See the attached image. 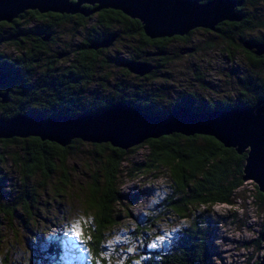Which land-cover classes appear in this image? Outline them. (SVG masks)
I'll use <instances>...</instances> for the list:
<instances>
[{
  "label": "trees",
  "instance_id": "obj_1",
  "mask_svg": "<svg viewBox=\"0 0 264 264\" xmlns=\"http://www.w3.org/2000/svg\"><path fill=\"white\" fill-rule=\"evenodd\" d=\"M239 1V4L234 7V10L241 15L238 20H221L215 23L212 29H204L212 30L215 35L220 37L224 36L227 43L235 42L233 34H236V43L239 46H242L243 41L264 45V34L255 37L250 36L249 38L243 36L247 31L264 26V17L251 14L244 6L250 7L264 0ZM85 6L91 7L89 5ZM17 15V18L12 17L9 20V28L3 25L0 26V44L5 43L6 46L12 47L13 44H16L15 38H18V34L20 36L23 34L24 37H30L34 33H37L40 37L48 34V38L51 35L66 38L65 45L68 47L80 49L86 53L87 50L98 48L99 54H101L102 49L104 51L108 49V45L116 42L118 37L128 36L133 38L136 42L132 45V52L129 57L118 59L124 69L123 73L130 75V80L113 83L109 93L101 96L100 104L96 106H92L88 102L91 98L90 95H84L83 105L72 108L71 105L76 101L70 89L61 96L65 99L60 114H52L48 110L41 109L39 103H44L45 99L50 101V97H47L46 90L41 89V84H39L30 91V99L26 100L23 107L19 106L12 111L11 109L1 110L0 118H9L16 113L34 114L43 117L92 113L103 110L114 102L126 103L127 106H138L145 113L164 116L170 110L182 107L189 108L194 112L215 109L232 110L239 106L251 105L255 100L264 96L263 68V74H257L256 78L249 73L238 77V84L241 85V88L233 98L208 99L207 96L202 98L195 90H190L189 92H180L163 101L159 100L161 94L150 85L151 83H145V80L153 76L158 70V63H152L148 54L163 53L166 47L165 43L170 38H185V34L191 33L195 27L181 35L173 34L150 38L143 33L138 19L131 18L119 9L114 8H101L86 15L78 12H38L35 9H25ZM27 15L29 16L27 17ZM89 19H93V21L85 27ZM30 20L32 23H30ZM63 26L66 27L62 28ZM106 39H110L106 45L93 46ZM149 43L154 48L153 50L146 49ZM246 51L249 53L248 60L250 66L253 67V71H257L258 66H264V50L260 54H254L253 47L246 49ZM0 54L5 56L4 52ZM109 57L112 56L108 53H103L101 59L100 57H97L98 59L94 57L96 63L83 65V71L85 73L95 72L100 61H107ZM129 60L144 61L153 65V67L143 74L132 73L123 64ZM6 64L8 65L7 70L11 69L12 74L18 75L17 69L19 67L16 62L15 67L13 65L9 66L7 61ZM196 78L204 83V77L196 76ZM131 79L136 81L133 82ZM26 81L27 78H24L21 83ZM52 99L58 100L55 97ZM82 144H87V147H85L86 152L89 154L88 156L95 160L96 165L91 168L90 172H87L90 177L87 184L79 188L75 194L71 193V195L83 207H87L93 213L92 220L85 228L86 238L83 240L91 253L89 260L94 263L101 260L103 262L101 264H109L106 257L102 255L101 241L107 237L110 229L121 221L122 216H131L128 210L127 213L123 214L118 208H114L115 205L123 203V199L127 196L118 187L117 180L119 174H121V163L128 153H132L139 148H144L146 151L143 159L131 167L133 173L140 170L153 172L155 170H165L170 178V191L161 200L155 202L157 205L155 209H151L148 214H144L142 222H137L134 225L135 229L139 230L140 237L143 233H147L160 219L172 215L177 217H188L190 214L196 215L194 210L202 205L207 207L218 202L231 203L234 191L243 182L241 167L245 152L237 153L234 148L224 146L208 134L196 132L183 134L171 131L158 136L146 137L140 142L125 148L112 145L108 141H86L79 137H72L64 145H59L52 140L40 139L34 135L0 138V163L6 159L3 152L4 148L16 146L18 149V152L10 150L8 154L10 164L17 169L16 182L7 183L5 174L0 173V223L2 218H7V228L13 230L9 222L15 218V215L18 216L20 223L22 222L20 228L25 229L30 242L33 243L31 264H61L62 261L66 263V257L76 254L73 243L60 236L62 232L59 230L54 231V233L46 232L37 235L36 228L32 227L31 223L33 222L31 221H36L33 215L38 216L35 212L39 210L33 204L35 190L30 182V177L37 171L43 181L50 177L49 175L55 170L56 166H59L61 168L59 169V178L54 189L53 186L52 189L56 193H63L68 190L69 179L65 173L67 172L65 160L68 155L82 149ZM130 171L128 168L125 173L130 174ZM44 185L42 183L38 186L44 188ZM255 192V197L258 196V198L264 200V193L258 191L256 185ZM129 201L130 203L134 202L133 200ZM27 218L30 222H27ZM207 219L203 214L200 218L196 216L188 229L183 228L180 230L175 245L169 249L147 247L146 241L142 238V243L137 244L139 246H136L131 253L133 259L126 264H212L208 254L212 244L210 231V224L212 223ZM263 232L264 228L260 230L259 238ZM25 239L27 238L25 237ZM1 240H3V237L0 229V243ZM119 255L118 253L116 257L119 258ZM257 259L258 257L251 262L246 261L245 264H251ZM70 261H74V259L72 258ZM117 262L118 260L115 259L114 264Z\"/></svg>",
  "mask_w": 264,
  "mask_h": 264
},
{
  "label": "rangeland",
  "instance_id": "obj_2",
  "mask_svg": "<svg viewBox=\"0 0 264 264\" xmlns=\"http://www.w3.org/2000/svg\"><path fill=\"white\" fill-rule=\"evenodd\" d=\"M244 7L251 14L264 17V1ZM92 21L93 19H89L85 27ZM206 30L195 27L187 42L178 39L170 40L165 43L166 47L163 53L148 54L152 63H158V70L145 80V83H151L150 85L161 94L159 100L163 101L180 92H189L190 90H195L202 98H204L203 96H207L208 99L233 98L241 88V85L238 84V77L249 73L256 78L257 74H263L264 66H258L257 71L252 70L253 67L250 66L248 60L249 53L243 46L236 43V34H233L235 42L227 43L224 36L220 37L215 35L212 30ZM260 34H264V26L247 31L243 36L249 38ZM15 41L17 42L16 38ZM135 42L133 38L120 36L116 42L108 45V49L98 54L100 59L103 53H108L112 57H109L107 61H100L94 72L95 81L93 78L87 86L93 87L98 81L99 89L103 92V90H110L115 82L130 80V75L123 73L124 69L118 59L129 57ZM17 45L24 46L26 42H17L15 48H2V46L1 49L13 55L18 50ZM188 46L194 49L184 52L177 51L180 47ZM146 49L153 50L154 48L149 43ZM172 51L176 53L172 54ZM61 58L65 61L67 59L65 54ZM196 76L204 77V83L198 81ZM131 81L136 80L131 79ZM85 147L87 144H82V149L68 155L65 160V167H67L65 173L69 179V189L63 193H56L53 190L59 178V169H61L59 166H56L49 175L50 177L43 181L37 171L30 177V182L35 190L33 204L39 210L35 212L32 209L38 216L33 215L36 221H31L33 222L31 223L32 227L36 228L37 235L46 232L54 233L59 230L62 232L60 236L65 237L66 241H71L76 249V254L66 257V263L62 261L61 264L103 263L101 260L96 263L89 260L91 253L83 240L86 238L85 228L92 220L93 213L71 195L87 184L90 180L87 172H90L91 168L96 165L95 160L88 156ZM10 150L18 152L16 146L4 148L6 159L0 163V173L5 174L7 183L17 180V169L12 167L8 158ZM145 152L144 148H139L128 153L121 163V174L118 176L117 185L127 196L123 199V203L115 205L114 208H118L123 214L128 210L131 216H122L121 221L115 224L107 237L101 241L102 255L106 257L109 264H114L115 259L118 260L116 264L129 263V260L133 259L131 256L133 249L137 244L142 243V238L146 241L147 247L151 248V245L155 244V248H172L176 239L179 238L180 230L188 229L194 218L196 216L200 218L202 214L212 223L210 224L212 244L208 252L212 264H245L246 261L251 262L255 258H259L263 251L261 246L264 243L259 238V232L264 228V200L258 196L255 197V183L250 179L243 180L240 187L234 191L231 203L218 202L207 207L202 205L194 210L196 215L190 214L188 217L172 215L160 219L140 237L139 230H136L134 225L137 222H142L144 214L155 209L157 207L155 202L161 200L170 191V178L165 170H155L154 172L140 170L133 173L131 167L143 159ZM128 168L131 170L130 174L125 173ZM42 183L45 184L44 188L38 186ZM129 200L134 202L130 203ZM77 221L80 222L81 228L80 240L72 236L70 231ZM7 222V218H2L0 223L3 237L0 243V264H31L33 243L30 242L25 229L20 228L22 222L20 223L18 216L15 215V218L9 222L13 230L7 228ZM27 222H30L29 218H27ZM87 233L89 234L88 230ZM159 237H163V239L161 240ZM118 253L120 254L119 258L116 257ZM72 258L74 261H70Z\"/></svg>",
  "mask_w": 264,
  "mask_h": 264
},
{
  "label": "water",
  "instance_id": "obj_3",
  "mask_svg": "<svg viewBox=\"0 0 264 264\" xmlns=\"http://www.w3.org/2000/svg\"><path fill=\"white\" fill-rule=\"evenodd\" d=\"M239 0H0V20L9 21L25 9L38 12L88 14L101 8L119 9L141 24L143 33L150 37L184 34L193 27L212 29L218 21L238 20L241 15L234 10ZM85 5L91 6L90 8ZM110 39L93 46L106 45ZM246 49L253 47L260 54L264 45L243 41ZM184 47L180 52L191 51ZM132 73L143 74L153 65L144 61L129 60L123 63ZM0 72V82L5 80ZM10 82V80H9ZM9 84V83H8ZM8 86V85H7ZM7 89V88H6ZM5 91L0 93V101ZM177 131L212 135L224 146L245 152L241 167V179L252 180L258 191L264 193V96L251 105L232 110L215 109L194 112L189 108H175L164 116L145 113L138 106L114 102L98 112L76 115L43 117L34 114L16 113L9 118H0V138L28 135L52 140L64 145L72 137L86 141H108L110 144L127 147L149 136ZM264 242V232L260 234ZM262 254L251 264H264Z\"/></svg>",
  "mask_w": 264,
  "mask_h": 264
},
{
  "label": "flooded vegetation",
  "instance_id": "obj_4",
  "mask_svg": "<svg viewBox=\"0 0 264 264\" xmlns=\"http://www.w3.org/2000/svg\"><path fill=\"white\" fill-rule=\"evenodd\" d=\"M17 16L15 17L17 18ZM28 16L29 15H27V17ZM30 23H32L31 20ZM8 24L9 21L0 20V26L3 25L9 28L10 26ZM46 35L48 36V34ZM19 36L20 34H18V38H16L17 42H26V45H17L18 50L15 51L13 55L1 49L2 46V48L8 47L5 43L0 44V53H5V56L0 54V72L4 73L1 79H5L3 82H0V93L5 91V99L0 101V111H6L7 109H11L12 111L19 106L23 107L26 100L30 99V91L39 84H41V89L46 90L47 97H50V101L45 99L44 103H39V106L41 109L48 110L52 114H60L62 112L60 110L63 109V100L65 98H61V96L70 89L76 101L71 105L73 106L72 108H78L83 105L82 100L84 95H90L91 98L88 102H90L92 106H96L100 104V97L109 93V90L100 91L98 81L93 87H88L87 84L90 80L94 78L95 81V73L93 71L89 73L83 71V65L96 63L94 57H96V59L99 58L98 54L100 52L98 48L96 50H87L86 53L80 49L68 47L65 45L66 38H60L58 35H51L50 38L45 35L41 36V38L37 33L31 34L30 37H24L23 34ZM190 36L191 33L185 34V38L173 37L170 38V40L178 39L184 42L188 41ZM17 42L15 41L16 44ZM15 47V44H13L10 48ZM183 48L184 47H180L177 51L180 52L179 50ZM102 51H104V49H102ZM173 53L176 52L172 51V54ZM64 54L67 57L66 61L61 58ZM6 61L9 63V66L13 65L14 67L15 62L17 63L19 67H17L18 75L12 74L11 69L7 70L6 67L8 65ZM24 78H27V81L21 83ZM54 97L58 98V100L52 99Z\"/></svg>",
  "mask_w": 264,
  "mask_h": 264
},
{
  "label": "snow or ice",
  "instance_id": "obj_5",
  "mask_svg": "<svg viewBox=\"0 0 264 264\" xmlns=\"http://www.w3.org/2000/svg\"><path fill=\"white\" fill-rule=\"evenodd\" d=\"M71 235L74 236L77 240H80L81 238V228H80V222L77 221L71 228ZM159 239H163V237H159ZM151 247H156L155 244L151 245Z\"/></svg>",
  "mask_w": 264,
  "mask_h": 264
}]
</instances>
